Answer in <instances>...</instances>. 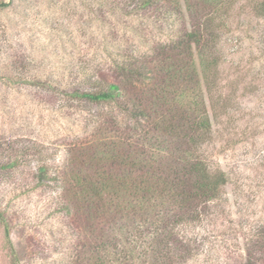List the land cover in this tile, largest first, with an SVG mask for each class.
<instances>
[{
  "label": "rangeland",
  "instance_id": "374dc122",
  "mask_svg": "<svg viewBox=\"0 0 264 264\" xmlns=\"http://www.w3.org/2000/svg\"><path fill=\"white\" fill-rule=\"evenodd\" d=\"M0 211L19 264H72L79 229L39 165L60 167L68 145L89 135L109 107L69 97L121 50L145 51L172 20L125 16L108 0H0ZM261 0H234L220 15L218 63L202 89L211 133L197 152L226 183L196 232L205 245L185 264H239L249 230L264 224V18ZM104 8V10H103ZM196 63L200 71L199 59ZM97 74V73H96ZM101 75V74H100ZM91 79V80H90ZM14 161V167L5 164ZM215 205V204H213ZM0 224V264H12Z\"/></svg>",
  "mask_w": 264,
  "mask_h": 264
},
{
  "label": "trees",
  "instance_id": "16d2710c",
  "mask_svg": "<svg viewBox=\"0 0 264 264\" xmlns=\"http://www.w3.org/2000/svg\"><path fill=\"white\" fill-rule=\"evenodd\" d=\"M233 2L108 0L102 5L112 13L175 25L145 51L123 49L111 56L110 78L97 68L89 87L66 91L109 107L89 135L68 145L58 169L39 165L35 173L37 184L57 190L60 209L79 229L72 264H185L205 245V233L195 228L212 216L226 176L197 152L211 133L201 83L208 85L217 66V40L225 24L220 15ZM256 13L264 18V0ZM0 224L11 262L19 264L3 211ZM249 231L239 264H264V224Z\"/></svg>",
  "mask_w": 264,
  "mask_h": 264
}]
</instances>
